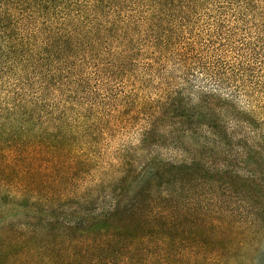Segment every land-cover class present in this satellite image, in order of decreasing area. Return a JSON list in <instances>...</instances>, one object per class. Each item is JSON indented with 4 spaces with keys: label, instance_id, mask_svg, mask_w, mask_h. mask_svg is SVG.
I'll return each instance as SVG.
<instances>
[{
    "label": "trees",
    "instance_id": "1",
    "mask_svg": "<svg viewBox=\"0 0 264 264\" xmlns=\"http://www.w3.org/2000/svg\"><path fill=\"white\" fill-rule=\"evenodd\" d=\"M0 264H264V0H0Z\"/></svg>",
    "mask_w": 264,
    "mask_h": 264
},
{
    "label": "rangeland",
    "instance_id": "2",
    "mask_svg": "<svg viewBox=\"0 0 264 264\" xmlns=\"http://www.w3.org/2000/svg\"><path fill=\"white\" fill-rule=\"evenodd\" d=\"M6 208L4 206L0 207V229L6 231L8 225V218L6 215Z\"/></svg>",
    "mask_w": 264,
    "mask_h": 264
}]
</instances>
